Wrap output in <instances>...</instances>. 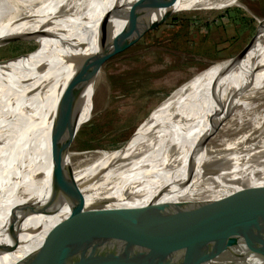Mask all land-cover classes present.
<instances>
[{
  "label": "bare ground",
  "instance_id": "bare-ground-1",
  "mask_svg": "<svg viewBox=\"0 0 264 264\" xmlns=\"http://www.w3.org/2000/svg\"><path fill=\"white\" fill-rule=\"evenodd\" d=\"M130 1L0 0V44L9 36L31 34L33 38L43 37L47 45L41 50L38 48L0 61V92L22 88L11 98L0 94V206L10 194V179L22 178L32 182L18 175L39 179L43 187L38 188L35 200L43 203L46 199L48 131L61 107L66 86L71 88L80 59L98 49L96 35L100 18L107 11L110 12L114 5ZM236 1L159 0L154 9L147 16L144 14L142 19H146V26L151 29L179 8H218L232 5ZM108 21L112 24V34L124 23L123 18L113 13L108 14ZM249 48L239 59H228L229 66L240 60L245 63L213 100L159 131L146 135L145 139L158 136L144 145L100 151L88 165L74 169V179L83 193L82 205L73 204L72 209L70 203L60 201L48 206L43 212L25 216L15 224L18 229L15 246L6 250L3 264H11L23 255H26L24 264H54L55 255L63 248L71 254L65 260L78 256L77 241L55 236L53 241L58 247L54 244L42 247L45 242L41 244L51 236L48 234V224L59 221L66 223V220L78 223L81 218L71 214L72 210L83 211L94 204H101L111 215L122 216L143 206L152 207L159 202L177 203L183 199L193 201L196 207L198 200L203 199L202 193L213 196L220 194L223 189L218 187L222 185L221 176L225 170L215 165H203L205 154H196L195 151L198 143L212 131L214 123L222 115L225 116L224 122L232 115L239 117V122L247 120L254 124L260 121L262 115L254 110L257 102L252 103L244 97L264 83V48L254 53L248 52ZM91 92L92 84H88L82 91L77 123L90 115ZM258 146L264 147V141ZM192 162L196 165L192 166ZM236 173L232 177L226 176L227 179L244 177V173ZM261 181L251 179L249 182ZM199 213L179 221L190 223L193 228H202L209 234L224 230L230 236H237L243 227L251 230L255 228L223 202H209L200 208ZM89 214L93 218H89L88 222L94 224L90 229H102L97 228L102 226L100 214L96 211ZM16 217H19V213ZM9 223L10 217L0 221V229H3L0 232V243L10 242L7 233ZM169 225L175 228V224ZM107 233L115 234L109 230ZM261 234L264 238V233ZM219 236L203 246H197L186 260H179L184 254L182 250L173 251L171 257L162 254L175 245L164 234L157 233L146 239L143 245L124 243L125 247L91 249L88 255L92 260L86 264H264V248L252 250L239 238L222 246L219 244L223 241L222 233ZM100 238L108 244L113 243L110 238ZM91 242L89 240L86 243L90 245ZM40 244L42 248L38 249ZM75 264L81 263L77 261Z\"/></svg>",
  "mask_w": 264,
  "mask_h": 264
},
{
  "label": "rangeland",
  "instance_id": "rangeland-1",
  "mask_svg": "<svg viewBox=\"0 0 264 264\" xmlns=\"http://www.w3.org/2000/svg\"><path fill=\"white\" fill-rule=\"evenodd\" d=\"M263 17L264 0H237L232 5L218 8H179L146 30L134 43L112 55L100 67L90 115L78 128L71 144L72 155L68 153L66 161L70 162L72 156L74 165H82L100 151L144 145L158 136L145 139L146 135L213 100L245 63L240 60L229 66V57L249 39L257 20ZM257 32L248 50L250 53L264 48V27ZM23 35L0 44V59L47 47L43 37ZM224 60L227 61L210 65ZM20 90L13 88L0 94L11 98ZM244 98L257 102L254 110L262 115L260 121L254 124L247 120L239 122V117L228 116L226 123L212 135L208 147L220 148L227 141L247 147L264 141V83L253 88ZM130 134L121 147L112 149ZM211 163L206 165L211 166ZM18 176L31 179L27 175ZM39 182L10 179V194L0 206V221L10 217L8 211L13 206L35 200L38 188L43 187ZM5 254L6 251H0V264H3Z\"/></svg>",
  "mask_w": 264,
  "mask_h": 264
},
{
  "label": "water",
  "instance_id": "water-1",
  "mask_svg": "<svg viewBox=\"0 0 264 264\" xmlns=\"http://www.w3.org/2000/svg\"><path fill=\"white\" fill-rule=\"evenodd\" d=\"M158 1L131 0L127 4L114 5L110 12L107 11L100 18L96 35L98 49L80 59L74 82L71 88L68 89V86H66V93L61 107L48 131L49 173L46 199L43 203L31 199L9 209L10 223L7 233L10 242L0 243V251L14 248V239L18 233L15 224L17 225L25 216L43 212L48 206L60 201L70 203L72 209L73 204L82 205L83 193L80 190L79 183L74 179L73 172L76 168L88 165L97 157V154L95 153L96 156L92 160L82 165H74L72 156L70 162L66 161V156L68 153H71V144L78 128L89 117L88 115L84 121L77 123L82 91L88 84H92V95L90 98V106H92L95 80L100 67L108 58L130 46L148 30L145 23L146 19H142L143 15L150 13ZM109 13H113L116 17L124 19L121 28L113 34L111 33L112 24L108 21ZM263 21L264 17L257 20L254 31L249 39L229 58L239 59L243 55L251 45L258 29L262 27ZM14 38L15 35L9 36L2 41L7 42ZM224 117V115L218 117L212 127V131L203 137L195 151L196 154L200 152L205 154L202 161L203 165L212 161L213 164L211 163V166L215 165L218 169L225 170V174L221 176L223 179L222 185L218 187L221 190L223 189L220 194L213 196L202 193L204 195L202 196L203 199L198 200L199 202L196 204L198 206L196 207L192 204L193 201L183 199L177 203L159 202L152 207L143 206L122 216L111 215L108 209L101 204H94L83 209V211L72 210L71 214L80 216L81 219L77 222L81 226L76 224L74 220H66V223L59 221L55 224H48V234H51V236L44 239L41 244L45 242L42 247L47 245L54 246L53 238L55 236L77 241L76 246L79 251L76 254L78 256L65 260L71 254L67 253L66 249L63 248L55 255L56 261L54 264H75L77 261L81 264H86L89 260H92L88 255V251L91 249L98 248L99 250H104L106 248L125 247L124 243L128 245H143L146 243V239L157 233L164 234L175 245L173 249L161 252L162 254H167L168 257L169 255L171 257L173 251H184L179 260H186L188 255L192 254V250L197 248V246H203L206 242L219 238L220 233L223 235L221 237L223 241L219 244H222V246L232 241L235 242L239 238V241L252 250L258 251L261 248L263 249L264 238L261 233H264V160L262 159L264 158V147L256 144L253 145L252 143L245 147L243 144L230 141H227L220 148L212 149L208 147L212 135L222 126ZM131 134L121 144L112 149L121 147L130 138ZM186 164L187 161L185 162ZM194 164V162L191 163L192 166ZM233 167L235 169L232 170ZM237 171L244 173V177L227 179L226 176L232 177L233 175H237ZM251 179L263 181L250 183ZM232 185L234 186L229 187ZM214 201L229 205L255 228L251 230L248 227H243L237 236L232 234L230 236L224 230H217L209 234L202 228H193L190 223L183 224L179 221L199 215V210L202 206ZM91 211H96L100 214L102 226L97 228L102 229H90L94 226V224L88 222L89 218H93L89 214ZM16 212H19V217H16ZM169 224H175V228ZM184 226L186 227L183 228ZM107 230L115 234L109 235ZM71 232H76V235H72ZM216 235L218 236L216 237ZM100 237L110 238L113 243L108 244L101 240ZM89 240L92 241L90 245L86 243ZM41 244L38 249L42 248ZM25 257L26 255H23L11 264H24Z\"/></svg>",
  "mask_w": 264,
  "mask_h": 264
},
{
  "label": "trees",
  "instance_id": "trees-1",
  "mask_svg": "<svg viewBox=\"0 0 264 264\" xmlns=\"http://www.w3.org/2000/svg\"><path fill=\"white\" fill-rule=\"evenodd\" d=\"M226 10H227V8H225ZM238 17V16H237ZM239 18V17H238ZM31 180L33 181V182H35V183H39L40 184V182H39V179H37V178H35V177H31ZM39 184H38V186H39Z\"/></svg>",
  "mask_w": 264,
  "mask_h": 264
},
{
  "label": "flooded vegetation",
  "instance_id": "flooded-vegetation-1",
  "mask_svg": "<svg viewBox=\"0 0 264 264\" xmlns=\"http://www.w3.org/2000/svg\"><path fill=\"white\" fill-rule=\"evenodd\" d=\"M140 37H141V36H140ZM140 37H139V38H140Z\"/></svg>",
  "mask_w": 264,
  "mask_h": 264
}]
</instances>
